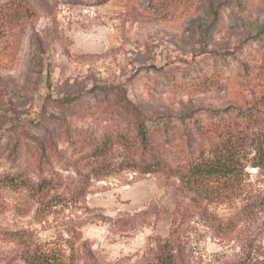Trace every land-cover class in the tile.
I'll use <instances>...</instances> for the list:
<instances>
[{
	"label": "rangeland",
	"instance_id": "obj_1",
	"mask_svg": "<svg viewBox=\"0 0 264 264\" xmlns=\"http://www.w3.org/2000/svg\"><path fill=\"white\" fill-rule=\"evenodd\" d=\"M263 98L264 0H0V264H264Z\"/></svg>",
	"mask_w": 264,
	"mask_h": 264
},
{
	"label": "trees",
	"instance_id": "obj_2",
	"mask_svg": "<svg viewBox=\"0 0 264 264\" xmlns=\"http://www.w3.org/2000/svg\"><path fill=\"white\" fill-rule=\"evenodd\" d=\"M263 102H264V98H263ZM227 111L229 110L228 109L223 110V112H227ZM238 119L240 121V124L236 123L234 125H238L242 127V130H243L242 133H244L243 135H248V136L256 135L257 139H261L262 141H264V109L263 108L262 109L261 108H256V109L250 108L245 111H240V113H238ZM139 133L142 139V143L145 145V148L149 152H152V147H149L150 145L149 130L145 124H141ZM157 161L158 162H149V161L140 162V163L134 162V164L136 163V165L140 167L143 173H152V172L157 171L159 168H163L162 165L166 166L165 168L166 170L170 172H176L178 174V176L180 177L183 183V186H182L183 189L195 192L196 195L201 196V192L205 188L204 182L203 180L199 179L196 176V172L193 169L191 170L190 168V169L183 170V168H180V167L178 168V166L172 167V166H168L165 163H162V161L160 160H157ZM221 167L223 169L224 175L230 176L232 174L233 169L229 165L222 164ZM10 181H14V178L13 177L10 178ZM11 183H14V182H11ZM195 198L196 196L193 197V200L199 203V201L195 200ZM168 248L169 246L167 243L162 246L161 257L163 261L165 262V264H176V255H174V253L171 251L172 249L170 250ZM30 263L34 264L33 260H31Z\"/></svg>",
	"mask_w": 264,
	"mask_h": 264
}]
</instances>
